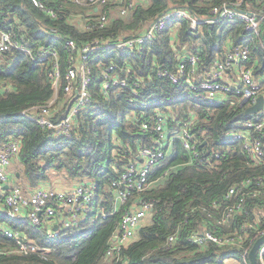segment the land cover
I'll return each instance as SVG.
<instances>
[{"label": "trees", "instance_id": "obj_1", "mask_svg": "<svg viewBox=\"0 0 264 264\" xmlns=\"http://www.w3.org/2000/svg\"><path fill=\"white\" fill-rule=\"evenodd\" d=\"M42 1L59 10L63 17L50 16L32 0H0V28L20 32L35 51L42 46L58 48L65 75L74 63L66 45L68 38L75 41L79 51L93 40L116 42L141 34L149 22L173 7L205 17L215 5H238L239 0H141L129 15L111 16L106 26L98 24L96 13L89 15L91 7L72 0ZM248 5L255 11L264 8V2L258 0H243L239 7ZM263 30L264 19L261 33L253 35L239 19L223 20L212 29L205 23L194 29L182 18L171 22L142 49L110 46L95 51L87 64L92 102L80 114L69 136L51 133L24 114L56 96V102L64 98L63 88L56 94L48 76L49 66L22 50L8 53L0 62V143L11 139L20 143L16 158L19 164L11 172L12 183L25 188L39 184L56 187L54 177L65 180L68 186L92 179L97 183V196L86 220L78 227L61 230L56 237L50 235L46 224L34 225L26 218L8 219L0 210V217L26 239L51 249L48 253L13 251L14 240L0 233V264H104L106 259L109 264H222L229 257L252 264L249 253L262 236L264 219L249 226L244 224L254 220V207L264 210V161L250 156L242 141L232 136L250 115L229 102L201 101L184 82L174 84L168 78H160L157 70L175 69L183 55L194 51L209 71L213 61L224 57L231 45L249 42L250 64L264 85ZM77 62L80 63L79 58ZM109 64H117L121 74L130 69L139 75L145 88L156 96L143 107L128 101L127 92L119 88L103 92L101 76ZM80 78L79 73L78 83ZM158 111L166 113L168 132L193 121L189 128L198 153L193 155L181 139L175 138L170 153L149 169L145 188L135 191L127 204L114 211L117 187L111 180H118L129 163L142 161L139 150L152 146L155 138L154 132L143 130L142 122L154 123ZM259 135L264 140V132ZM232 186H238L240 192L228 196ZM255 190L258 194L252 196ZM241 195L246 196L244 209L234 213L228 227L221 224L228 208ZM140 199L153 202L152 210L130 241L119 252L106 256L123 211ZM100 211L112 213L103 218L97 216ZM206 229L220 235L239 231L243 238L235 245L224 246L191 239Z\"/></svg>", "mask_w": 264, "mask_h": 264}, {"label": "built area", "instance_id": "obj_2", "mask_svg": "<svg viewBox=\"0 0 264 264\" xmlns=\"http://www.w3.org/2000/svg\"><path fill=\"white\" fill-rule=\"evenodd\" d=\"M72 1L91 7L92 13L89 15L96 13L98 24L106 26L111 16L129 15L136 9L141 0ZM242 1L239 0L238 5L230 3L215 5L210 14L205 17H199L185 8L173 7L149 22L141 34L119 39L116 42L93 40L79 48V51L76 49L75 41L68 38L66 45L71 49L70 58L74 63L68 68L65 75L62 74L58 48L42 46L35 51L26 44L25 38L20 32L0 28V62L5 59L8 53L22 50L27 52L33 60L49 66L48 76L53 80L56 94L60 88H63L67 100L64 103L61 101V106L58 107L56 98H54L48 104L25 110L24 114L36 120L51 133L69 136L76 127L80 114L92 102L93 93L90 89L92 79L87 64L95 51L110 46H119L130 50L142 49L148 40L163 33L171 22L182 18L188 20L194 29L204 23L215 26L223 20L239 19L245 23V29L249 34H260L264 8L261 11L241 8L239 5L242 4ZM258 1L264 2V0ZM32 2L52 17H63L59 10L48 6L42 0H32ZM90 18L91 16H88L87 20ZM251 51L252 47L249 42L233 44L224 57H218L213 61L209 71L201 65L199 53L192 51L180 58L175 69L159 68L157 76L168 78L174 84L184 82L188 89L201 101L229 102L246 110L248 106L257 101L261 94L264 95V85L256 78L254 67L250 64ZM78 58L80 63L77 62ZM120 72L117 64H109L105 67L101 76L102 91L108 92L112 88H119L123 92H127V99L132 104L147 106L151 98L156 96V93L145 88L143 78L130 69H126L123 74ZM79 73L81 78L78 83ZM76 91H78V95L75 97ZM156 114L154 123L149 120L142 122L143 130L155 133L152 146L145 145L138 152L142 161L129 163L118 180H111L112 185L117 187L114 211L117 207L127 204L135 191H142L145 188L149 169L170 153L171 142L175 138L181 139L184 147L193 155L198 153L194 135L189 128L193 121H186L179 129H172L168 132L165 126L166 113L158 111ZM261 132H264V105L258 112L243 121L242 127L232 136L242 141L244 150L250 156L264 161V140L259 135ZM19 151L20 143L17 140L11 139L0 143V210L3 211L4 216L8 219L26 218L38 226L46 224L50 228L52 237L58 236L61 230L78 227L91 213L97 196V183L92 179H87L68 188L39 184L32 189H24L21 185L12 183L10 171L11 164L17 158ZM239 192L238 186H232L228 196H234ZM261 193L264 195V189ZM257 194L258 191L255 190L252 196ZM245 198V195H241L239 201L228 208L220 220L221 224L226 226L228 222L234 219V213L244 209ZM152 208L153 202L140 199L123 211L118 232L115 234L116 239L107 249L106 256L119 252L130 241ZM110 213L112 212L100 211L97 216L101 215L106 218ZM254 215L252 223L244 224L245 226L262 222L264 219L263 208L254 207ZM93 219L95 220V218ZM93 219L91 220L93 221ZM56 225L58 227L55 229ZM0 233L14 240L13 251L23 254L42 251L37 243L26 239L20 230L12 227L8 220L1 217ZM260 234L264 235V228L260 229ZM241 238L243 236L239 231L220 235L211 229H206L191 237L197 243L212 241L219 246L235 245L239 243ZM253 240L254 238H251V241ZM258 261L264 264V242L258 249Z\"/></svg>", "mask_w": 264, "mask_h": 264}, {"label": "water", "instance_id": "obj_3", "mask_svg": "<svg viewBox=\"0 0 264 264\" xmlns=\"http://www.w3.org/2000/svg\"><path fill=\"white\" fill-rule=\"evenodd\" d=\"M250 12V11H249ZM214 27L213 24H210V29H212ZM263 37H264V30H263ZM78 95V91H76V94H75V97ZM74 97V98H75ZM73 98V99H74ZM72 99V101H73ZM264 105V95L261 94L258 98H257V101L248 106L245 110V114L247 115H254L256 112H258ZM8 186V185H7ZM58 226L56 225L55 226V229L57 228ZM114 239H116V237H114ZM264 242V235L262 237H260L256 242L255 244L253 245L252 249L250 250V253H249V257H250V260L252 262V264H259V261H258V249L260 247V245Z\"/></svg>", "mask_w": 264, "mask_h": 264}, {"label": "crops", "instance_id": "obj_4", "mask_svg": "<svg viewBox=\"0 0 264 264\" xmlns=\"http://www.w3.org/2000/svg\"><path fill=\"white\" fill-rule=\"evenodd\" d=\"M246 8H247V9H250V10H253L252 7H251L250 5H248ZM65 100H67V98L64 96V98L61 99V101H63V103H64ZM61 101L56 102L58 107L61 106V104H60ZM17 160H18V159H16V158L13 160V162H12V164H11V167H10V171H11V172H15V168L18 167V164H19V163H17ZM19 174H20V173L18 172L17 175H19ZM52 187H53V186H52ZM23 188L28 190V189H32L33 187H30V188H27V187L25 188V187H23ZM64 188H68V187H64ZM145 219H146V218H145ZM145 219H144V220H145ZM228 224H230V223L228 222V223L226 224V226H227ZM227 227H228V226H227ZM114 237H115V235L113 236V240H114ZM43 249H44V250L47 249V250L44 251ZM42 251L48 253V252L51 251V249H50V247H44V248H42ZM105 262H106V263H104V264H109V263H108V262H109L108 259H106Z\"/></svg>", "mask_w": 264, "mask_h": 264}, {"label": "rangeland", "instance_id": "obj_5", "mask_svg": "<svg viewBox=\"0 0 264 264\" xmlns=\"http://www.w3.org/2000/svg\"><path fill=\"white\" fill-rule=\"evenodd\" d=\"M55 98H57V96ZM15 170H16V168H15ZM54 182H55V185H57L56 186L57 188H64V187H60V186H65V184L67 185V183H68L65 180L58 178V177H56V178L54 177ZM69 186H71V185H69ZM69 186L67 185L66 187H69ZM222 264H243V262L236 257H229Z\"/></svg>", "mask_w": 264, "mask_h": 264}]
</instances>
